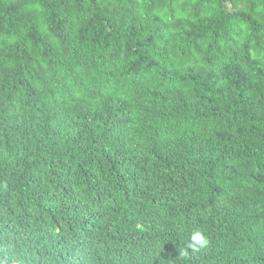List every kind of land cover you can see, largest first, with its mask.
<instances>
[{
	"label": "trees",
	"instance_id": "1",
	"mask_svg": "<svg viewBox=\"0 0 264 264\" xmlns=\"http://www.w3.org/2000/svg\"><path fill=\"white\" fill-rule=\"evenodd\" d=\"M75 262L264 264V0H0V264Z\"/></svg>",
	"mask_w": 264,
	"mask_h": 264
},
{
	"label": "clouds",
	"instance_id": "2",
	"mask_svg": "<svg viewBox=\"0 0 264 264\" xmlns=\"http://www.w3.org/2000/svg\"><path fill=\"white\" fill-rule=\"evenodd\" d=\"M106 128L108 130H113V128L109 124H107ZM108 133L112 134V135H116L117 137L122 136V134H120V133H117V134H114L111 132H108ZM108 133H106V134L109 135ZM112 178H113L112 176L106 174V176L104 178L101 177V178L97 179L96 181L92 182L89 185V187L87 189H85L83 192H82L83 186L79 190H75L74 196H76V197L79 196V200L83 202L82 208L84 210L87 208H92L94 206L96 199L98 198L97 195L102 190H104L105 192L107 191L108 184H112L111 182H113ZM113 183L116 184L114 186L118 190H120V191L123 190V187H122L120 181L119 182L115 181ZM47 199L49 200L51 198H49V196H47ZM52 201L55 203V206H54L55 212H59L58 208L60 207V203L58 202V198H56V200H52ZM208 243H209V241H208L207 236L201 230L196 229L190 233V242L188 244V247L191 248L192 250L195 251V250H200V249L206 248ZM103 247H104V242H103ZM181 254L186 255V253H181ZM100 263L101 262L93 263V264H100ZM71 264H84V263L75 262V263H71Z\"/></svg>",
	"mask_w": 264,
	"mask_h": 264
}]
</instances>
